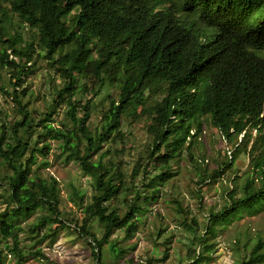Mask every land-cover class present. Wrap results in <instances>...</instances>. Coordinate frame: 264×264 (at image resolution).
<instances>
[{
  "label": "trees",
  "instance_id": "obj_1",
  "mask_svg": "<svg viewBox=\"0 0 264 264\" xmlns=\"http://www.w3.org/2000/svg\"><path fill=\"white\" fill-rule=\"evenodd\" d=\"M35 56L63 81L40 120L23 101L25 90H17ZM4 70L14 80L12 93L2 84L0 89L18 118L0 129V168L9 172L0 173V182L10 193L7 206L14 207L0 213V264L7 259L4 249L18 245L9 221L36 205L54 212L59 227L68 226L60 218L59 182L37 172L40 164L48 165L49 138L58 141L64 161L77 163L92 179L88 203L80 192L74 196L82 212L75 230L89 240L94 264L105 263V245L112 261L124 258L126 248L111 236L116 230L125 237L138 231L146 191L158 193L169 182L173 165L184 152L191 157L194 147L202 146L208 127L233 146L226 147V161L194 160L197 185L222 177L241 152L249 158V170L231 179L239 183L224 192V205L209 210L204 232L194 237L198 245L210 249L205 237H215L219 226L264 207V0H0V82ZM88 79L96 93L116 90L94 132L88 128L93 105L74 98ZM61 104L68 123L59 128L52 117ZM141 117L149 122L150 145L128 179L104 148L123 136L125 120ZM180 214L195 236L198 223H188L184 210ZM94 221L103 230L101 238L91 228ZM55 232L49 229L38 244ZM26 249L17 253L21 260L42 255L39 248ZM201 257L198 253L194 261ZM240 264H264V242L257 241Z\"/></svg>",
  "mask_w": 264,
  "mask_h": 264
},
{
  "label": "rangeland",
  "instance_id": "obj_2",
  "mask_svg": "<svg viewBox=\"0 0 264 264\" xmlns=\"http://www.w3.org/2000/svg\"><path fill=\"white\" fill-rule=\"evenodd\" d=\"M8 54L9 58L12 57L9 51ZM28 65L31 67L27 73L28 77L22 76V85L17 90L18 92L21 89L25 90L23 101L28 103L34 118L40 120L41 115L49 111L47 108L52 102L55 88L61 87L63 81L40 56H35L34 62ZM13 81L4 70L0 84L5 86L10 94ZM85 85L86 89L77 93L74 98L82 102L90 100L89 105H93L94 112L88 122V128L94 132L100 125L102 111L109 104L111 97H116V90L104 87L100 93H96L95 82L90 79ZM15 118H18V115L11 98L0 89V129L3 124L9 126ZM52 119L54 127L60 128L68 123L65 104L55 108ZM121 127L123 136L116 143L106 145L104 150H107L106 158L112 157L113 164L120 167L130 179L133 167L139 163L150 145L147 133L149 122L141 117L131 122L125 120ZM47 142L51 146L45 159L48 165L40 164L43 157L38 154L40 167L37 172L44 178L51 176L59 182L60 218L68 226L59 227L54 221L56 214L41 205H36L26 216H18L9 221L15 228L18 245L11 247L10 250L4 249L7 255L5 264H94L89 240L75 230L76 221H80L82 212L76 205L78 199L76 200L74 196V191L80 192L84 197V203H88L93 194L92 179L83 174L77 163L64 161L57 140L49 138ZM200 142L202 146L194 147L191 157L188 152H184L182 159L173 165L172 178L166 185L160 187L158 193H150L151 188L146 191L144 194L146 199L142 201L144 210L138 215V231L132 237H125L123 230H116L111 236L112 240L126 248L124 258L112 261L108 245H105L104 264H129L128 260H132V264H145L149 261L151 264H240L257 241L264 242L263 207L254 213L243 211L233 216L229 222L219 226L215 237H205L206 245H211L210 249L198 245L194 237L204 232L209 210L220 209L226 200L224 192L239 183V180L231 179L234 176H242L249 170V158L245 152H241L237 155L232 168L227 169L222 177L208 181L202 186L197 185L199 163L195 164L194 160L205 157L211 165L216 160L226 161V147L231 150L233 146L231 143L219 141L216 129L209 127L206 136ZM139 166H143L144 169V163H140ZM152 171L155 172L154 169ZM0 173L9 172L6 167H1ZM140 177L141 174L138 180ZM138 180L134 184L138 185L140 183ZM143 189L144 187H141V191ZM9 197L7 185L0 182V213L7 209L10 212L14 211L13 206L8 207L6 204ZM117 204L120 210H125L122 200ZM182 210L187 214L188 223L192 220L198 223L199 228L195 236L183 226L180 214ZM44 218L47 222L43 226L40 222ZM91 226L96 237L101 238L103 230L99 225L94 221ZM49 229H55V234L38 244V240ZM9 243L11 244V240ZM26 248L32 252L39 248L42 255L36 254L34 257L21 260L17 253L27 251ZM198 253L202 256L201 260L194 261Z\"/></svg>",
  "mask_w": 264,
  "mask_h": 264
}]
</instances>
